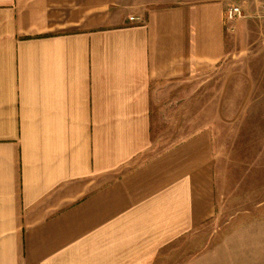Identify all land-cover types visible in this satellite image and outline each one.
I'll list each match as a JSON object with an SVG mask.
<instances>
[{
	"label": "crops",
	"instance_id": "obj_1",
	"mask_svg": "<svg viewBox=\"0 0 264 264\" xmlns=\"http://www.w3.org/2000/svg\"><path fill=\"white\" fill-rule=\"evenodd\" d=\"M228 2L0 0V264L264 253L263 215L184 246L217 215L215 127L154 147L162 93L231 56L242 32L225 26ZM248 45L246 68L264 70V37Z\"/></svg>",
	"mask_w": 264,
	"mask_h": 264
},
{
	"label": "rangeland",
	"instance_id": "obj_2",
	"mask_svg": "<svg viewBox=\"0 0 264 264\" xmlns=\"http://www.w3.org/2000/svg\"><path fill=\"white\" fill-rule=\"evenodd\" d=\"M263 3L264 0H229L228 4L239 6L242 14L231 25L230 33L235 38L240 29L242 34L234 40L226 64L207 75L186 79L181 91L171 86L160 96L159 116L163 123L153 133L158 137L154 141L157 150L196 130L215 127L217 215L198 235L184 239L187 248L196 244L195 236H200L203 244L206 239L214 244L222 239V234L247 225L248 221L255 224L254 218L264 216V70L254 63L253 68H246L247 57L254 54L250 51L254 46L248 44L264 37V17L260 12ZM248 71H252L251 76L245 78ZM237 72L242 78H236L237 85H230L229 78ZM245 79L253 80L254 87L249 89ZM224 98L228 110L225 118L222 108H218ZM219 119L228 122L219 123ZM246 256L241 259L231 252L225 262L244 264L260 259L264 253L255 251Z\"/></svg>",
	"mask_w": 264,
	"mask_h": 264
},
{
	"label": "built area",
	"instance_id": "obj_3",
	"mask_svg": "<svg viewBox=\"0 0 264 264\" xmlns=\"http://www.w3.org/2000/svg\"><path fill=\"white\" fill-rule=\"evenodd\" d=\"M261 16L264 17V3L261 7ZM224 13L225 26L231 31L232 24H234L241 17V8L237 5H229Z\"/></svg>",
	"mask_w": 264,
	"mask_h": 264
}]
</instances>
